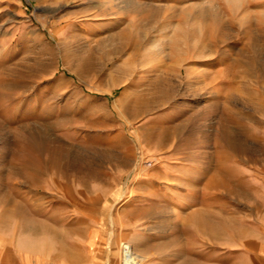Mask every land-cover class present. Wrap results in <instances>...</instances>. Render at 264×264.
Listing matches in <instances>:
<instances>
[{"label": "rangeland", "instance_id": "obj_1", "mask_svg": "<svg viewBox=\"0 0 264 264\" xmlns=\"http://www.w3.org/2000/svg\"><path fill=\"white\" fill-rule=\"evenodd\" d=\"M224 132L264 152V0H0V163L6 139L49 136L62 167L113 174L145 210L116 264L202 260L181 200Z\"/></svg>", "mask_w": 264, "mask_h": 264}, {"label": "crops", "instance_id": "obj_2", "mask_svg": "<svg viewBox=\"0 0 264 264\" xmlns=\"http://www.w3.org/2000/svg\"><path fill=\"white\" fill-rule=\"evenodd\" d=\"M220 140L213 137L218 148L203 156L196 183L185 187L197 191L181 200V236L202 242L198 264H264V152H254L247 138L238 144L231 132ZM4 144L0 264H116L109 243L130 236L133 219L145 210L121 203L127 191L113 174L80 169L76 161L62 167L61 142L54 137L26 135ZM147 210L155 214L156 204ZM125 216L128 228H122Z\"/></svg>", "mask_w": 264, "mask_h": 264}, {"label": "built area", "instance_id": "obj_3", "mask_svg": "<svg viewBox=\"0 0 264 264\" xmlns=\"http://www.w3.org/2000/svg\"><path fill=\"white\" fill-rule=\"evenodd\" d=\"M124 252V251H123ZM124 254H125V252H124ZM123 264H124V261H123Z\"/></svg>", "mask_w": 264, "mask_h": 264}, {"label": "bare ground", "instance_id": "obj_4", "mask_svg": "<svg viewBox=\"0 0 264 264\" xmlns=\"http://www.w3.org/2000/svg\"><path fill=\"white\" fill-rule=\"evenodd\" d=\"M78 75V74H77ZM62 157H63V155H62ZM60 158H61V156H60Z\"/></svg>", "mask_w": 264, "mask_h": 264}]
</instances>
